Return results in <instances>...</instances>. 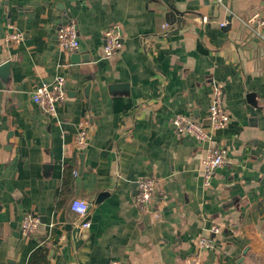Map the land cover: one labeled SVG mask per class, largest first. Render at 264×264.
<instances>
[{
  "label": "crops",
  "instance_id": "0c3cea01",
  "mask_svg": "<svg viewBox=\"0 0 264 264\" xmlns=\"http://www.w3.org/2000/svg\"><path fill=\"white\" fill-rule=\"evenodd\" d=\"M174 3L184 16L167 23L161 1L0 0V63H10L0 75V264H27L39 247L48 264H264V37L247 40L264 34V0ZM66 19L77 26L74 52L57 41ZM113 24L122 44L107 57L102 35ZM12 31L18 41L6 40ZM57 75L67 97L49 115L31 92ZM214 83L231 123L206 141L178 135L177 114L208 127ZM80 123L88 140L77 185ZM212 145L226 159L204 185ZM66 168L72 182L61 190ZM144 177L156 186L139 206ZM74 198L90 202L87 228ZM26 213L40 220L30 233L19 229Z\"/></svg>",
  "mask_w": 264,
  "mask_h": 264
},
{
  "label": "built area",
  "instance_id": "2783aa9c",
  "mask_svg": "<svg viewBox=\"0 0 264 264\" xmlns=\"http://www.w3.org/2000/svg\"><path fill=\"white\" fill-rule=\"evenodd\" d=\"M216 3H221L222 0H214ZM206 17H203V21ZM226 22H220L223 26ZM168 26L167 23L163 28ZM257 28L264 30V18L258 19ZM7 41H18L21 34L12 31L6 35ZM103 51L105 56L113 55L121 47V30L117 24L109 25L103 31ZM57 41L60 47L68 52H74L80 47V40L77 31V26L74 20L66 19L59 25L57 30ZM67 93L65 88V78L63 75H57L51 81L42 82L35 86L31 92V99L34 103L42 107V109L49 115L56 113V108L66 99ZM209 121L208 127L200 120L183 116L175 115L172 119L174 130L178 135H191L198 141H206L209 139V131L224 128L231 123V118L227 114L223 104V89L220 83H214L212 86L211 100L208 108ZM88 131L85 123H80L79 130L75 138V146L79 151H82L87 146ZM226 159L225 149L212 145L208 147L206 154L202 161V176L204 185H208L215 169L220 167ZM156 182L152 177H144L137 181V195L136 203L139 206L148 205ZM70 208L76 212L81 218V227L87 228L89 222L85 219L89 213L90 202L82 198H74L70 203ZM83 208V212L78 209ZM39 217L32 213H26L20 220L19 229L23 233H30L39 224ZM212 232H217V227L211 228ZM200 248H207L211 245V239L207 236H201L198 240ZM191 264H202L199 258L191 261Z\"/></svg>",
  "mask_w": 264,
  "mask_h": 264
},
{
  "label": "water",
  "instance_id": "95a60500",
  "mask_svg": "<svg viewBox=\"0 0 264 264\" xmlns=\"http://www.w3.org/2000/svg\"><path fill=\"white\" fill-rule=\"evenodd\" d=\"M142 1H144L146 5L148 3H151V2L161 1L167 9L165 12V19L167 20V23H174L176 20L178 21V20L182 19V17L184 16V11H181V10L176 8L174 0H142ZM230 26H231V16L227 17V21H226L225 25H223V26L218 25V27H220L223 30L229 29ZM249 37L252 38L253 41H256V40H259L260 37H264V34L260 35V33L250 30L249 34L247 36V40ZM72 57H73V60H75L74 62H78L79 57L76 53H73ZM9 66H10L9 61H4L3 63H0V75L6 76V74L8 73V70H9ZM123 84L124 83L111 84V85H109L108 88L110 91H113L115 89H121ZM89 88H90V83H88L84 87L85 96H87V94L89 92ZM84 154H85L84 151H80L79 156H78L79 157V169H78L77 176L75 178V183L77 185H80V181H81L80 175H81V170H82V163H83ZM107 194H108L107 191L100 192L97 195L94 203L100 202L103 199V197ZM0 209H1V205H0ZM85 221H87V217L82 220V222H85ZM77 231H78V228L74 229L73 233H76Z\"/></svg>",
  "mask_w": 264,
  "mask_h": 264
},
{
  "label": "trees",
  "instance_id": "16d2710c",
  "mask_svg": "<svg viewBox=\"0 0 264 264\" xmlns=\"http://www.w3.org/2000/svg\"><path fill=\"white\" fill-rule=\"evenodd\" d=\"M71 182H72V177L70 174V170L66 168L64 170L63 183H62L61 190L68 187V185ZM47 251H48L47 247L36 248L30 253L27 264H48L49 260L47 258Z\"/></svg>",
  "mask_w": 264,
  "mask_h": 264
},
{
  "label": "clouds",
  "instance_id": "9594fccd",
  "mask_svg": "<svg viewBox=\"0 0 264 264\" xmlns=\"http://www.w3.org/2000/svg\"><path fill=\"white\" fill-rule=\"evenodd\" d=\"M79 211L83 212V208L78 209Z\"/></svg>",
  "mask_w": 264,
  "mask_h": 264
}]
</instances>
